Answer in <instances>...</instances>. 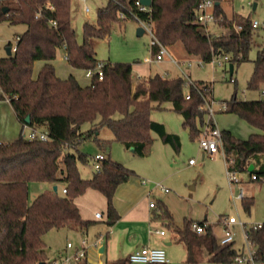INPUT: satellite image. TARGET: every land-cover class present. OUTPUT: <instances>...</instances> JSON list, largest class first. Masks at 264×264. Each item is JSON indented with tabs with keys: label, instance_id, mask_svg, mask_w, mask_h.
<instances>
[{
	"label": "trees",
	"instance_id": "16d2710c",
	"mask_svg": "<svg viewBox=\"0 0 264 264\" xmlns=\"http://www.w3.org/2000/svg\"><path fill=\"white\" fill-rule=\"evenodd\" d=\"M136 1L109 0L99 10L98 24H84V40L80 43L72 24L71 0H0V23L26 25L17 37L16 50L12 51L14 44L9 41L11 53L0 56V100L10 102L22 125L18 137L0 140V264H46L48 246L44 236L50 230L86 232L95 221L83 218L75 199L88 189L105 195V222L109 226L120 218L114 204L116 191L136 172L106 152L111 140L100 137L103 127L142 157L153 142L151 131L179 151L180 135L169 132L163 123L150 117L153 108L162 109L164 102H171L173 109L184 117L183 125L191 137L201 135L207 113L205 100L213 92L211 82L194 80V84L187 86L185 77L156 73L135 83L132 64L101 62L92 38H104L115 22L135 18L152 22L159 40L173 49L181 44L187 57L211 62L219 53L229 54L234 69L236 63L249 59L255 30L252 20L227 16L223 0H217L220 3L215 6L217 24L225 29L221 34L208 32L198 21L200 0H152L146 10H141ZM61 48L66 50V59L73 68L96 69L103 63V79L95 73L89 84L82 85L73 74L60 77L53 62ZM157 50L156 47L153 52ZM37 60H43L44 65L36 76ZM263 83L264 47L257 51L248 87L259 89ZM226 102L225 112L239 115L257 129L248 138L222 130L227 170L248 172L251 178L256 176L252 180L264 181V97L242 100L236 90ZM26 125L44 127L49 138H27L23 134ZM87 138H93L106 155L101 170L92 178H84L78 167L79 162L89 161L78 147ZM251 164L255 167L249 171ZM31 182H49L53 189L29 202ZM59 184L67 189L66 193L59 192ZM55 185L58 191L54 190ZM241 200L244 209L250 211L254 197L244 196ZM158 217L169 219L168 225L185 243L188 263L200 264L205 259L215 264L236 262L240 253L234 242L221 244L206 218L198 221L205 225L199 233L192 229L194 220H186L183 227L175 225L164 202H159ZM247 234L255 249V260L264 262V222L261 227L247 228Z\"/></svg>",
	"mask_w": 264,
	"mask_h": 264
},
{
	"label": "rangeland",
	"instance_id": "374dc122",
	"mask_svg": "<svg viewBox=\"0 0 264 264\" xmlns=\"http://www.w3.org/2000/svg\"><path fill=\"white\" fill-rule=\"evenodd\" d=\"M108 1L71 0L72 24L76 30L78 42L81 43L84 40V24L86 22L98 24L99 10L106 7ZM255 3L256 7L254 8ZM86 6L89 7L88 11ZM222 6L229 17L235 15L245 16L260 22V26L254 30L253 49L249 54V59L236 63L232 75L229 71L230 63L223 62L220 64L216 59V61L200 64L199 59L185 55L181 44L175 49L169 47V50L179 60H184V58L193 59L192 66L186 68L193 80L212 83V96L215 99L216 107L213 116L215 124L220 129L231 130L238 138H248L257 129L239 115L225 112L220 107L221 103L232 98L236 90L237 97L242 100L264 97L261 93L264 83L261 84L259 89L248 87V81L254 70V59L257 51L264 47V0H223ZM139 26L140 23L135 18H127L115 22L106 37L92 38L91 43L95 47L97 58L105 63H131L135 83L156 73L168 77H184L179 67L169 59L152 63L145 62V58L153 55L150 47L152 37L149 31L138 35L137 28ZM25 29L26 25L22 23H0V56L8 54V42L12 41V44H16L18 35H21ZM209 30L215 34H221L225 31L217 22L210 23ZM53 63L60 77L67 78L70 74H73L82 85L90 83L91 77L86 75V70L74 69L69 64L64 48L58 50ZM43 65V60L35 62L34 74L36 76ZM152 105L156 106L157 103L152 102ZM162 106L164 107L162 109L153 108L150 117L152 120L163 123L169 132L180 135L181 148L179 151H176L170 144L164 143L156 132L151 131L153 142L148 148L147 154L142 157L136 154L132 148L126 147L114 138L109 128L103 127L100 130V137L111 140V146L106 151L110 157L135 170L136 174L129 179L131 183H134V188L139 186L152 189L151 195H147L149 199L146 202L141 201L139 206L144 209L146 205L148 206L149 200H155L157 204L155 210L158 212L159 202H164L173 215L174 223L179 227H183L186 220L202 221L206 218L213 225L218 237L224 233L221 219L226 216H235L238 221L245 224V228L263 223L264 181L252 180L248 172H240L241 182L232 181L227 170L228 165L224 150L220 149L213 156L206 154L200 147L199 138H192L189 129L184 127V117L173 109L171 102H164ZM37 129L43 130L45 128L37 127ZM30 130V127H26L24 133H28ZM21 131L22 125L18 121L10 102L0 100V140H13V138L2 140L1 137L5 134L7 136L13 134L15 139L21 134ZM78 147L89 157L88 162H79L80 173L84 178H92L97 172L93 156L101 152V149L93 138L83 140ZM190 159H195V163L190 164ZM136 177L139 179L140 184L135 180ZM157 183L168 187L169 191L160 190ZM241 188L244 196L254 197V204L250 211L244 209L241 198H236ZM52 189L53 184L49 182H31L29 184V202H32L40 193ZM62 189L63 184H59L60 193H62ZM89 191L87 194L80 195L79 202L84 215L95 219L90 228V233L71 232L65 228L50 230L44 236L48 246L46 264H51L53 260H58L59 264H65L62 262V257L74 255L76 247L81 244L83 239L88 242L89 246L98 250L104 244L101 243L102 237H108L105 244H109L110 254H107L108 251L104 253L108 263L123 264L122 260L119 259L120 248L123 244L124 251L130 248L134 236L132 234L126 236L127 232L123 234L124 230L120 227H117L113 232V227L105 223L107 208L105 195L95 189ZM91 193L95 195L94 198H91ZM95 212H101L103 216L97 218L93 215ZM156 228L167 232L168 238L173 233L172 226H169L160 217L155 218L145 229L140 228V231H143V234L152 231V234L157 235ZM232 230L235 233L237 244L241 245L244 248L243 252L247 253V239L244 228L240 224H235L232 226ZM138 235L141 236V233L138 232ZM69 242L74 245L72 248H68ZM165 250L171 264H191L186 261L185 244L173 243L171 246H165ZM127 256L124 255V257ZM86 257L88 256L86 255ZM201 264L215 263L204 260ZM233 264H254V261L234 262Z\"/></svg>",
	"mask_w": 264,
	"mask_h": 264
},
{
	"label": "built area",
	"instance_id": "2783aa9c",
	"mask_svg": "<svg viewBox=\"0 0 264 264\" xmlns=\"http://www.w3.org/2000/svg\"><path fill=\"white\" fill-rule=\"evenodd\" d=\"M86 1V0H81ZM217 0H200L197 8V19L200 23H202L206 30L210 32L209 30V24L213 22H217V17L215 15V6H216ZM137 5L141 10L148 9V6L143 5L140 0L136 1ZM86 10H89V7L86 6ZM123 16V14L121 15ZM139 21L140 26L144 27V32L149 31L151 34V42L150 47L153 50L157 47L158 50L156 52H153V55L150 57L145 58V62L152 63L154 61H163L164 59H169L173 63H175L181 72L183 73V76L185 77L187 81V86L190 84H194V80L191 78L190 74L188 73L187 69L188 67H191L193 64L192 58H187L184 60H179L176 56L173 55V53L169 50V47L164 45L159 38L157 37L153 23L146 20L137 19ZM253 28H258L260 26V22L258 20H252ZM17 48V45L14 44L12 46V51H15ZM220 64L229 63L230 55L229 54H221L215 55L213 57L212 61H216ZM200 64H203L204 61L199 59ZM97 75L98 79H103L104 77V71H103V63H100L96 69H87L86 75L88 77H93V75ZM232 80H234L232 78ZM261 93L264 95V87L261 89ZM186 97H190V93L187 92ZM205 108H206V118L204 123L201 125V135L199 137V143L201 149H203L206 154L213 156L216 153L220 151V149H223V139H222V129H220L214 122L213 116L216 112L215 107V99L213 96H208L205 100ZM227 108V102L221 103V110H225ZM213 123V124H212ZM31 130L28 133H23L24 136H26L29 139L33 138H40L41 140H47L49 138L48 131L46 129L38 130L36 127L28 126ZM225 154V152H224ZM95 160V169L97 171L101 170V162L106 158V155L102 152H98L93 156ZM190 164L195 163V159H190ZM229 176L232 181L241 182L242 179L240 177V172L230 170L228 169ZM252 179H256V176L253 175ZM145 183V181H143ZM157 187L160 188L162 191H169L168 187H165L164 185L157 183ZM156 187V188H157ZM67 189L64 187L62 189L63 193H66ZM152 189L149 191V195H151ZM244 197L243 189L241 188L240 193L237 195L236 198H242ZM150 207L156 208L157 204L155 200L150 201ZM103 214L101 212L96 213V217L101 218ZM222 225L224 226V233L221 235L219 241L221 244H229L235 241V233L232 230V226L235 224H240L244 228L245 237L247 239V253L242 252L236 257V262L243 263L245 261H254V264H264L262 261H256L254 258L255 249L252 245V242L248 238L247 234V228H245V224L241 221H238V219L235 216H226L221 219ZM192 229L197 232H203L205 229V225L201 224L198 221L192 222ZM262 223H257L253 225L254 228L261 227ZM157 232L161 234H165L164 230H157ZM68 248H72L74 245L69 242ZM89 248L88 242L83 239L81 241V244L76 247V252L74 255H66L62 257V262L65 264H83V262L86 260L87 250ZM128 261L130 264H169L170 259L167 255L166 250L163 247H152V246H143L138 249H136L134 252H132L129 257ZM51 264H59L58 260H53Z\"/></svg>",
	"mask_w": 264,
	"mask_h": 264
},
{
	"label": "crops",
	"instance_id": "0c3cea01",
	"mask_svg": "<svg viewBox=\"0 0 264 264\" xmlns=\"http://www.w3.org/2000/svg\"><path fill=\"white\" fill-rule=\"evenodd\" d=\"M184 59H187V58H184ZM74 69H76V68H74ZM12 138L14 139L13 134L12 135L10 134V136H7V134H5L4 136L1 137L2 140H9ZM135 180H137L138 184H140L139 179L137 177L135 178ZM141 184H143V183H141ZM89 190H92V189H88L85 192V194L89 193L90 192ZM150 190L151 189H149L148 187L141 188V187L137 186L134 188V183H131L130 180H128L127 182L121 184L118 187L117 191L119 193L116 191V194L114 197V204H115V206H116V208L120 214V218L115 222V224L112 225V227H113L112 231L115 232L114 230L117 227H120L121 229L124 230L123 234L127 232V234H125L126 236L130 235V234H132L134 236V241H133L132 245L130 246V248H128L127 250L124 251V244L120 248L121 251L119 253V255H120L119 259H121V260H128V257L132 252H134L136 249L143 247V246L163 247L165 249V246H171V245H173V243L185 244L184 242L178 240L177 233L174 230L173 226H172L173 233L169 238L167 236V232H165V234H161V233L157 232V230H161L159 228H156V230H155L157 232L156 233L157 235L152 234L153 233L152 231H150L149 233L145 232V234H143V231H140V228L145 229L154 221L155 218L158 217V212L155 210V208L150 207V201L151 200H149L148 206L146 205V207L144 209L139 206V203L141 201L146 202L147 199H149L147 197V195H149ZM91 196H92L91 198L95 197V195H93V194ZM79 199H80V196L76 197L75 201L78 204V206L80 207V211H81L83 218L95 221V219L88 218V217H86V215H84L83 210L80 206ZM93 215L96 216V212ZM163 219L167 224L169 223V219H167V218H163ZM173 223H174V219H173ZM175 225H177V224H175ZM90 228L86 232H83L81 229H78V230L77 229L76 230L75 229L74 230L69 229V230L71 232H78V233H82V234L88 233L89 234L91 231ZM65 229H67V228H65ZM138 232L141 233V236L138 235ZM107 238L108 237H106V238L102 237L101 243L102 244L104 243V244L102 246H100L98 250H95L93 247L89 246V248L87 250V256L88 257H86V260H85L86 264H109L107 258L105 259V257H104L105 251H108V253H107L108 255L110 254L109 244H105V243H107V240H108ZM234 245H235V248L238 250L239 253H242L244 251V248L241 247V245L237 244L236 240L234 241ZM103 246L105 247L104 252H100V249ZM121 255H123V256H121ZM124 255H128V256L124 257ZM185 256L187 259V247H186V245H185ZM127 264H129V263H127ZM169 264H171V260H170Z\"/></svg>",
	"mask_w": 264,
	"mask_h": 264
},
{
	"label": "water",
	"instance_id": "95a60500",
	"mask_svg": "<svg viewBox=\"0 0 264 264\" xmlns=\"http://www.w3.org/2000/svg\"><path fill=\"white\" fill-rule=\"evenodd\" d=\"M140 2L143 4V5H145V6H151V4H152V0H140ZM220 2L219 1H217L216 2V5H218ZM256 7V3L254 4V8ZM8 10V7H5L4 8V11H7ZM137 33H138V35H142L143 33H144V27L143 26H139L138 28H137ZM7 53L8 54H10L11 53V48L10 47H7ZM229 69H230V74L232 75L233 74V70H234V64L233 63H230L229 64ZM26 121L29 123L30 122V116H28L27 118H26ZM254 164H251L250 166H249V168H248V170L249 171H252L253 169H254ZM54 190L55 191H58V186L57 185H55L54 186ZM104 246L103 247H101V249H100V252H104Z\"/></svg>",
	"mask_w": 264,
	"mask_h": 264
}]
</instances>
